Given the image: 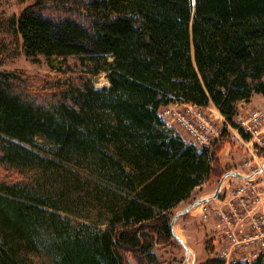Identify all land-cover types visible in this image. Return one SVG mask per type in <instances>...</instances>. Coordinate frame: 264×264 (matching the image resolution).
Instances as JSON below:
<instances>
[{
  "label": "trees",
  "instance_id": "16d2710c",
  "mask_svg": "<svg viewBox=\"0 0 264 264\" xmlns=\"http://www.w3.org/2000/svg\"><path fill=\"white\" fill-rule=\"evenodd\" d=\"M12 26L28 58L78 66L39 90L0 71V167L39 170L0 179V264H162L172 210L226 171L225 130L197 149L161 110L214 106L238 129L264 96V0H34Z\"/></svg>",
  "mask_w": 264,
  "mask_h": 264
},
{
  "label": "rangeland",
  "instance_id": "374dc122",
  "mask_svg": "<svg viewBox=\"0 0 264 264\" xmlns=\"http://www.w3.org/2000/svg\"><path fill=\"white\" fill-rule=\"evenodd\" d=\"M33 2L34 0H0V71L14 73L39 90L47 82L64 80L73 75L78 66V60L75 56L64 58L56 56L50 58L38 57L33 60L25 55L21 37L13 28L12 20L17 19L22 10ZM93 84L96 89L109 87L104 73L94 77ZM259 98L261 100L259 99L251 107L237 109L238 112L234 121L237 123L239 117L248 116L249 112L255 109H259L264 113V100L261 97ZM169 106L176 107L178 110L184 107L182 104L177 103ZM204 111L207 115L217 118V122L219 120L225 121V118L214 106H208L204 108ZM168 126L178 133L172 122ZM223 130H225L224 144H222L221 151L218 148L220 151V162L218 164L221 167L220 171L225 170L226 173L238 172L250 175L252 171L264 165V153L259 152L254 145L248 144L245 139V144L240 142L236 137V134H239L236 128L229 125V127L225 126ZM179 134L182 136V133ZM38 173L37 168L14 169L12 167H0V179L22 185H33ZM239 181L240 179L226 178L222 182V187ZM219 182L220 180L217 177L210 176L193 190L188 200L181 202L172 210L171 217L173 218L195 200L212 196ZM223 191V196L221 198L219 196L220 201L224 200L231 190L228 192L227 189H223ZM95 216L96 214H93L92 218H95ZM220 230L213 218L203 221L198 210L195 211L194 209L177 220L174 225L175 233L187 244L190 255L186 256L184 249L174 242L157 249L155 251L156 255L162 264H204L206 260L217 257L219 254L217 250L220 247ZM35 261L37 264L44 263V260Z\"/></svg>",
  "mask_w": 264,
  "mask_h": 264
},
{
  "label": "built area",
  "instance_id": "2783aa9c",
  "mask_svg": "<svg viewBox=\"0 0 264 264\" xmlns=\"http://www.w3.org/2000/svg\"><path fill=\"white\" fill-rule=\"evenodd\" d=\"M182 106L180 110L171 106L163 108L161 118L167 125L172 122L177 132L195 148L211 150L223 139L222 131L225 126L229 127L228 123L217 122L218 119L207 115L203 108L189 104ZM237 123L239 141L245 144L240 130L249 137L248 144L264 153V113L259 109L252 110L248 116L239 117ZM223 189L231 191L220 201ZM219 196L195 208V211L199 208L203 221L213 218L221 229L217 257L225 264H252L257 260L264 264V170L255 178L223 185Z\"/></svg>",
  "mask_w": 264,
  "mask_h": 264
},
{
  "label": "water",
  "instance_id": "95a60500",
  "mask_svg": "<svg viewBox=\"0 0 264 264\" xmlns=\"http://www.w3.org/2000/svg\"><path fill=\"white\" fill-rule=\"evenodd\" d=\"M263 170H264V165L262 167L258 168L257 170H255L250 175H244V174H241V173H238V172H227L222 177V179L220 180V182H219L216 190L212 194V196L207 197V198H199V199L195 200L187 208L183 209L182 211H180L178 214H176L172 218V220H171V228H172V234H173L174 240H175V242L177 244H179L184 249L186 256L190 255V250H189L187 244L183 240H181V238L179 236H177V234L174 231V225H175L176 221L179 220L180 218H182L183 216L187 215L188 213H190L191 210H193L194 208L200 206L201 204L217 199L219 194H220V191L222 189V184H223L222 182L226 178L231 177V178H236V179L249 180V179L257 177Z\"/></svg>",
  "mask_w": 264,
  "mask_h": 264
},
{
  "label": "crops",
  "instance_id": "0c3cea01",
  "mask_svg": "<svg viewBox=\"0 0 264 264\" xmlns=\"http://www.w3.org/2000/svg\"><path fill=\"white\" fill-rule=\"evenodd\" d=\"M259 97H261L264 100V96L255 94V95H253L251 97V99L249 100V102H247V103L246 102H240L237 105V109L241 110L242 108L244 109V108H247L249 106L251 107L253 104H255L260 99Z\"/></svg>",
  "mask_w": 264,
  "mask_h": 264
},
{
  "label": "bare ground",
  "instance_id": "6f19581e",
  "mask_svg": "<svg viewBox=\"0 0 264 264\" xmlns=\"http://www.w3.org/2000/svg\"><path fill=\"white\" fill-rule=\"evenodd\" d=\"M198 209H199V208H198ZM198 209H197V210H198Z\"/></svg>",
  "mask_w": 264,
  "mask_h": 264
}]
</instances>
